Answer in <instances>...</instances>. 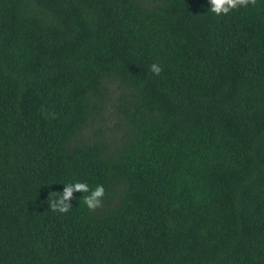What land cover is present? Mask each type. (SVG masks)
Wrapping results in <instances>:
<instances>
[{"label": "trees", "instance_id": "16d2710c", "mask_svg": "<svg viewBox=\"0 0 264 264\" xmlns=\"http://www.w3.org/2000/svg\"><path fill=\"white\" fill-rule=\"evenodd\" d=\"M209 8L0 0V264H264V0Z\"/></svg>", "mask_w": 264, "mask_h": 264}, {"label": "clouds", "instance_id": "9594fccd", "mask_svg": "<svg viewBox=\"0 0 264 264\" xmlns=\"http://www.w3.org/2000/svg\"><path fill=\"white\" fill-rule=\"evenodd\" d=\"M210 5L208 13L214 17L227 16L230 13L249 6H255L257 0H207ZM149 70L154 75H159L163 69L160 65L153 63ZM74 193L83 194L82 203L89 212H95L102 207L103 198L105 196V188L103 185H97L95 188H90L86 182H75L65 184L63 191L60 193L51 192L47 200L48 210L66 214L71 210V201L74 198Z\"/></svg>", "mask_w": 264, "mask_h": 264}]
</instances>
